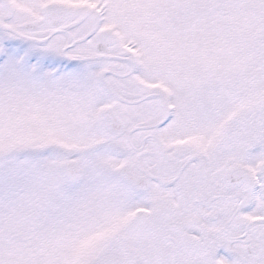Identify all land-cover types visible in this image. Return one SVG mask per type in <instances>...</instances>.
<instances>
[{
    "label": "snow or ice",
    "instance_id": "obj_1",
    "mask_svg": "<svg viewBox=\"0 0 264 264\" xmlns=\"http://www.w3.org/2000/svg\"><path fill=\"white\" fill-rule=\"evenodd\" d=\"M0 264H264V0H0Z\"/></svg>",
    "mask_w": 264,
    "mask_h": 264
}]
</instances>
